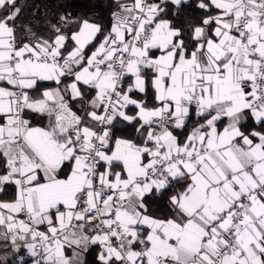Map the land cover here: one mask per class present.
Instances as JSON below:
<instances>
[{
    "label": "snow or ice",
    "instance_id": "6c2138e0",
    "mask_svg": "<svg viewBox=\"0 0 264 264\" xmlns=\"http://www.w3.org/2000/svg\"><path fill=\"white\" fill-rule=\"evenodd\" d=\"M111 5L0 0V264H264V0Z\"/></svg>",
    "mask_w": 264,
    "mask_h": 264
},
{
    "label": "trees",
    "instance_id": "16d2710c",
    "mask_svg": "<svg viewBox=\"0 0 264 264\" xmlns=\"http://www.w3.org/2000/svg\"><path fill=\"white\" fill-rule=\"evenodd\" d=\"M17 6L21 8L18 17L21 30L24 25H28L38 32L43 30L41 26L45 21L46 10H50L48 19L52 22H55L60 12L70 11L74 15L96 14L107 25L110 24L109 14L112 8L111 0H17ZM190 19H196V17L191 15ZM36 21H39V25ZM8 195L11 196V192ZM26 264H30V259H26Z\"/></svg>",
    "mask_w": 264,
    "mask_h": 264
},
{
    "label": "crops",
    "instance_id": "0c3cea01",
    "mask_svg": "<svg viewBox=\"0 0 264 264\" xmlns=\"http://www.w3.org/2000/svg\"><path fill=\"white\" fill-rule=\"evenodd\" d=\"M26 259H30V258H27V257H26Z\"/></svg>",
    "mask_w": 264,
    "mask_h": 264
}]
</instances>
